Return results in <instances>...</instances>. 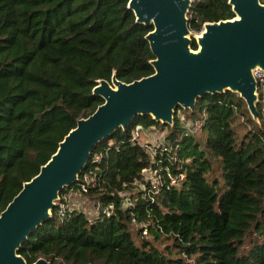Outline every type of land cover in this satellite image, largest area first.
<instances>
[{"label":"trees","instance_id":"16d2710c","mask_svg":"<svg viewBox=\"0 0 264 264\" xmlns=\"http://www.w3.org/2000/svg\"><path fill=\"white\" fill-rule=\"evenodd\" d=\"M126 4L0 0V211L75 121L102 102L91 92L98 79L114 73L127 83L152 73L144 39L151 27L136 23ZM232 16L227 0H191L187 26ZM255 106L256 122L243 100L224 90L197 98L191 111L176 108L172 126L136 115L97 143L79 173L95 172L86 195L112 201L111 213L89 220L76 209L60 217L54 208L16 253L26 264L38 257L51 264H264V99ZM177 111L203 114L202 149L183 135ZM136 125L167 129L165 150L154 157L183 173L179 182L160 180L152 189L141 181V169L155 164L130 140ZM124 196L132 206L122 207Z\"/></svg>","mask_w":264,"mask_h":264},{"label":"water","instance_id":"95a60500","mask_svg":"<svg viewBox=\"0 0 264 264\" xmlns=\"http://www.w3.org/2000/svg\"><path fill=\"white\" fill-rule=\"evenodd\" d=\"M233 16L204 22L198 34L187 26L191 0H127L134 21L151 29L144 35L152 73L130 82L111 74L98 79L92 94L102 102L78 118L35 175L0 211V264H26L20 243L51 215L61 189L78 180L91 150L136 115L172 126L176 108L191 111L204 94L229 90L257 121L258 94L253 71H264V4L227 0ZM195 49L190 48L191 41ZM31 264H51L38 257Z\"/></svg>","mask_w":264,"mask_h":264},{"label":"built area","instance_id":"2783aa9c","mask_svg":"<svg viewBox=\"0 0 264 264\" xmlns=\"http://www.w3.org/2000/svg\"><path fill=\"white\" fill-rule=\"evenodd\" d=\"M261 2V1H260ZM264 4L263 2H261ZM197 31V30H193ZM253 77L255 79L256 83V92L258 94V99L262 98L264 99V71L255 69L253 71ZM202 116L200 117H188L187 115L183 114L180 111H177L176 113V122L178 126L180 127L182 133L184 136L186 135H194L195 131L199 129L202 123ZM150 128H152L150 126ZM149 132V129L147 127H142L141 125H136L130 136V140L133 143L139 144L141 147L146 148L147 152L149 153L150 156H152V162L155 165L148 166L146 168L141 169V181L143 182H148L149 187L152 189L156 187L157 183L160 182V180H164L169 182V184L174 185L177 182H179L183 178V173L181 172H171L167 166H160L158 163H160V159H156L154 157V154L160 153V150H165V145H164V137L161 138L159 142H150L147 140H143L144 136L147 135ZM146 134V135H145ZM144 135V136H143ZM150 142V143H149ZM98 158H94L93 161H97ZM168 160H171L174 162V153L168 158ZM95 172L90 171V172H85L82 174L81 178L78 176V183H77V188L75 191H69L67 194L58 198V200L55 202V207L56 208V213L58 216L63 217L67 215L68 212H70L73 209L82 211L87 218L90 220L97 216L98 214H103L105 216H108L111 213V209L113 208V203L112 201H107V202H101L100 200L96 198H92V210L93 213L91 216H88L81 208H74L73 206H70L71 202V197L78 196V197H84L87 198L86 192H87V186L90 183H94L95 179ZM76 181V182H77ZM140 189H144V185L140 183ZM150 189V188H149ZM132 206V201L128 196H124L122 200V207L123 208H128ZM131 220H133L131 218Z\"/></svg>","mask_w":264,"mask_h":264},{"label":"rangeland","instance_id":"374dc122","mask_svg":"<svg viewBox=\"0 0 264 264\" xmlns=\"http://www.w3.org/2000/svg\"><path fill=\"white\" fill-rule=\"evenodd\" d=\"M202 29V26L197 30V31H193L191 29L190 32L191 34H198L200 32V30ZM181 112V111H180ZM249 115V114H248ZM251 118V117H250ZM240 120V119H239ZM254 121V120H253ZM256 122V121H255ZM152 128L147 127L149 129V132L147 133L146 136H144L143 140H147L152 142H159L161 140L162 137H164V135L167 132L166 128H162L160 126H151ZM242 132V129H238V133L240 134ZM200 134V133H199ZM198 134V130L195 131L194 135H193V140H198V149H202L201 145H200V136ZM149 142V143H150ZM141 186V184H138V188ZM92 197L91 196H87V198L84 197H78V196H74L71 197V202H70V206H73L74 208H81L86 214H88V216H91V214L93 213L92 210ZM163 240H161L162 242ZM165 242L161 243L160 247H162V244H164Z\"/></svg>","mask_w":264,"mask_h":264},{"label":"crops","instance_id":"0c3cea01","mask_svg":"<svg viewBox=\"0 0 264 264\" xmlns=\"http://www.w3.org/2000/svg\"><path fill=\"white\" fill-rule=\"evenodd\" d=\"M79 208V207H78Z\"/></svg>","mask_w":264,"mask_h":264}]
</instances>
